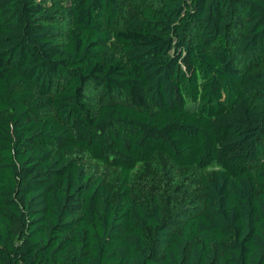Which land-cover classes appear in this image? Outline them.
Instances as JSON below:
<instances>
[{
	"label": "trees",
	"instance_id": "trees-1",
	"mask_svg": "<svg viewBox=\"0 0 264 264\" xmlns=\"http://www.w3.org/2000/svg\"><path fill=\"white\" fill-rule=\"evenodd\" d=\"M131 8L0 0V264H264V0ZM155 158L198 207L134 197Z\"/></svg>",
	"mask_w": 264,
	"mask_h": 264
},
{
	"label": "rangeland",
	"instance_id": "rangeland-1",
	"mask_svg": "<svg viewBox=\"0 0 264 264\" xmlns=\"http://www.w3.org/2000/svg\"><path fill=\"white\" fill-rule=\"evenodd\" d=\"M136 1L115 0L118 12L117 26L121 27L132 13L131 6ZM237 47L236 43L230 46L232 48L231 57L235 65L239 64L235 52ZM107 50L110 55L120 57V51L113 41L108 43ZM72 158L85 168L90 182L100 178L103 183L108 185L112 193L115 192L117 181L115 171H106L101 165L83 155L74 154ZM130 182L134 197L139 200H148L156 196L162 204L165 215H172L181 206L198 207L201 202V192L196 172L191 169H175L160 158H155L149 165L140 166L132 174Z\"/></svg>",
	"mask_w": 264,
	"mask_h": 264
}]
</instances>
